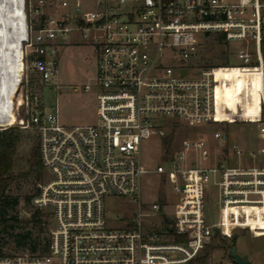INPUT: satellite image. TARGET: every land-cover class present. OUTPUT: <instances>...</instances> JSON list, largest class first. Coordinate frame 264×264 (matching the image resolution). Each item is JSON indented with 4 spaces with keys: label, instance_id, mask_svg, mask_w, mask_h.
Returning a JSON list of instances; mask_svg holds the SVG:
<instances>
[{
    "label": "built area",
    "instance_id": "1",
    "mask_svg": "<svg viewBox=\"0 0 264 264\" xmlns=\"http://www.w3.org/2000/svg\"><path fill=\"white\" fill-rule=\"evenodd\" d=\"M23 10L31 65L45 86L57 80L60 46H93L98 117L66 124L58 111L33 110L41 96L29 90L13 102L17 120L0 129L36 131L47 179L33 203L48 208L51 219L47 251L0 254V264H190L217 228L225 236L235 223L264 227L257 221L264 216V0H23ZM200 33L239 41L241 64H211L182 76L193 68ZM231 67L257 69L253 111V89L244 87L235 107L226 101L224 89L233 80L218 70ZM216 121L256 122V143L231 144L228 131L217 130L212 141L195 136L171 152L166 146L164 163L154 170L177 200L155 201L154 212H143L144 139L159 134L164 141L179 123ZM212 179L220 203L214 223L205 217ZM112 193L138 202L132 220L109 223L105 198ZM168 203L173 217L164 212Z\"/></svg>",
    "mask_w": 264,
    "mask_h": 264
},
{
    "label": "rangeland",
    "instance_id": "2",
    "mask_svg": "<svg viewBox=\"0 0 264 264\" xmlns=\"http://www.w3.org/2000/svg\"><path fill=\"white\" fill-rule=\"evenodd\" d=\"M198 40L200 41L198 50L191 59L193 68L189 67L180 71L182 76H195L200 72V68L211 64H219L221 63L219 59L228 55L231 64H241L237 57V48L241 44L239 41H232L231 44L224 39L220 41L219 34L216 33L207 35L200 33L198 34ZM23 51V74L20 75V85H18L17 95L14 97L15 105L19 97H21L22 90L25 92L29 90L37 92L41 96L40 107L33 105V110L38 108V110H43L47 113H56L58 111L60 119L70 125L97 121L96 88L93 85L94 76L97 72V60L92 45L80 41L60 46L57 80L53 84L46 86L42 82L39 73L31 65L30 50L25 40L23 41ZM218 75H225L233 80L231 85L225 86L224 96L226 101L232 107H235L239 97L238 94L243 88L241 68L221 69L218 70ZM87 84H91V88L85 89ZM259 86V80L255 76L252 86L253 102L258 100L257 92ZM26 113V107L21 105L19 108L20 116H25L27 115ZM236 113L235 111L234 115ZM13 114L15 116L14 121H16L17 115L15 111ZM12 116L10 115V117ZM226 123L228 122L216 121L197 127L185 126L180 123L176 124L172 127L169 151L179 148L182 140L186 137L204 136L212 141L213 133L217 130L228 131L231 144L236 142L249 148L256 143L259 132L256 122ZM20 129L22 140L19 143L16 156V173L29 170L32 163L31 149L38 142V136L34 129ZM214 146L215 148H220L219 146ZM167 149L168 147H166L163 137L159 134L152 135L143 141V163L148 169L142 176L141 200L142 210L145 213L154 212L152 205L155 201L165 203L163 201L166 199H172L173 202L177 200V196L171 192L169 181L165 179L163 174L154 170L158 163H164L162 156L167 154ZM216 153L219 154V149ZM46 179L47 173L44 170L42 178L34 174L28 179L20 178L16 180L10 186L8 190L10 199L17 196L18 202L15 205L11 204L7 216L17 215L19 219L28 220V222H24L22 226L18 227L17 231L30 229L34 234L39 233V227L30 222L36 207L31 202V198L29 199V196L37 193L40 184L44 183ZM173 208V205H166L164 212L173 217ZM42 209L48 210L46 207ZM105 209L109 223L117 224L119 218L132 220L135 213L138 212V202H134L120 194L112 193L105 198ZM46 214L43 219H51V216L47 218ZM159 215L161 216V213ZM219 216L218 189L212 179L206 192L205 217L208 222L214 223L219 219ZM149 218L157 221L159 216L153 215ZM240 219H245V216L240 217ZM257 221L264 226V216H260ZM44 232H41V235H44ZM231 245H235L238 254L248 255L251 264H264V227L255 229L240 223H235L230 233L225 236L221 234L212 236L200 255L190 264H238L231 255ZM7 248L10 247L7 246Z\"/></svg>",
    "mask_w": 264,
    "mask_h": 264
},
{
    "label": "trees",
    "instance_id": "3",
    "mask_svg": "<svg viewBox=\"0 0 264 264\" xmlns=\"http://www.w3.org/2000/svg\"><path fill=\"white\" fill-rule=\"evenodd\" d=\"M223 39H225V36L219 34V40L221 41ZM219 60L221 61L219 64H231L229 55ZM240 68L243 88L247 87L248 89H252L257 69L248 67ZM257 102L258 100L249 105L248 110L253 111L254 105H256ZM21 140L22 132L19 127L10 126L0 129V254H12L13 252L24 250H29L30 252L41 250L44 252L48 249L50 231V219L48 217H50V213L33 203V198L38 192L29 196V199L31 198V202L36 207L30 222H33L36 227H39V233L34 234L30 229L17 231L16 229L22 226L24 222H28V220L19 219L17 215L7 216L11 204L15 205L18 202L17 196L10 199L8 193L10 186L18 179H28L34 174L42 178L44 173L38 142L31 149L32 163L29 170L20 173L15 172L16 156ZM164 143L166 146H170L171 136L166 137ZM45 214L48 219H43ZM41 232L45 234L41 235ZM7 246L10 248H7Z\"/></svg>",
    "mask_w": 264,
    "mask_h": 264
},
{
    "label": "bare ground",
    "instance_id": "4",
    "mask_svg": "<svg viewBox=\"0 0 264 264\" xmlns=\"http://www.w3.org/2000/svg\"><path fill=\"white\" fill-rule=\"evenodd\" d=\"M26 34L23 0H0V125L14 123L13 102L23 74Z\"/></svg>",
    "mask_w": 264,
    "mask_h": 264
},
{
    "label": "water",
    "instance_id": "5",
    "mask_svg": "<svg viewBox=\"0 0 264 264\" xmlns=\"http://www.w3.org/2000/svg\"><path fill=\"white\" fill-rule=\"evenodd\" d=\"M218 233H219V228L216 229V234ZM231 255L238 264H251L250 259H248V255H240L236 252L235 245H231Z\"/></svg>",
    "mask_w": 264,
    "mask_h": 264
},
{
    "label": "crops",
    "instance_id": "6",
    "mask_svg": "<svg viewBox=\"0 0 264 264\" xmlns=\"http://www.w3.org/2000/svg\"><path fill=\"white\" fill-rule=\"evenodd\" d=\"M94 54H95V51H94ZM95 57H96V55H95Z\"/></svg>",
    "mask_w": 264,
    "mask_h": 264
}]
</instances>
